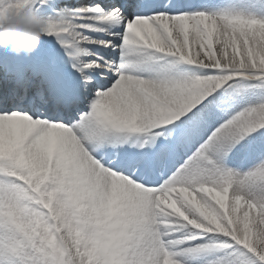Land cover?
Returning a JSON list of instances; mask_svg holds the SVG:
<instances>
[{
    "label": "snow or ice",
    "instance_id": "obj_1",
    "mask_svg": "<svg viewBox=\"0 0 264 264\" xmlns=\"http://www.w3.org/2000/svg\"><path fill=\"white\" fill-rule=\"evenodd\" d=\"M0 264H264V0H0Z\"/></svg>",
    "mask_w": 264,
    "mask_h": 264
},
{
    "label": "clouds",
    "instance_id": "obj_2",
    "mask_svg": "<svg viewBox=\"0 0 264 264\" xmlns=\"http://www.w3.org/2000/svg\"><path fill=\"white\" fill-rule=\"evenodd\" d=\"M45 21L23 12L10 15L0 22V45H8L17 53H30L39 46Z\"/></svg>",
    "mask_w": 264,
    "mask_h": 264
}]
</instances>
